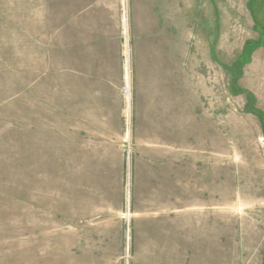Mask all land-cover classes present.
<instances>
[{
	"label": "rangeland",
	"instance_id": "1",
	"mask_svg": "<svg viewBox=\"0 0 264 264\" xmlns=\"http://www.w3.org/2000/svg\"><path fill=\"white\" fill-rule=\"evenodd\" d=\"M263 122L264 0H0V264H264Z\"/></svg>",
	"mask_w": 264,
	"mask_h": 264
},
{
	"label": "crops",
	"instance_id": "2",
	"mask_svg": "<svg viewBox=\"0 0 264 264\" xmlns=\"http://www.w3.org/2000/svg\"><path fill=\"white\" fill-rule=\"evenodd\" d=\"M155 224L153 228L150 222L147 230L135 234L129 264H197V257L202 258L198 264H227L226 233H202L197 245L194 235L165 232L158 222Z\"/></svg>",
	"mask_w": 264,
	"mask_h": 264
},
{
	"label": "trees",
	"instance_id": "3",
	"mask_svg": "<svg viewBox=\"0 0 264 264\" xmlns=\"http://www.w3.org/2000/svg\"><path fill=\"white\" fill-rule=\"evenodd\" d=\"M241 92H243L248 98L252 99V94L250 92H247V91L246 92L245 91H241ZM252 112H255V110H252ZM256 114L257 115H261V113H256Z\"/></svg>",
	"mask_w": 264,
	"mask_h": 264
},
{
	"label": "water",
	"instance_id": "4",
	"mask_svg": "<svg viewBox=\"0 0 264 264\" xmlns=\"http://www.w3.org/2000/svg\"><path fill=\"white\" fill-rule=\"evenodd\" d=\"M263 127H264V122L262 123V132H264Z\"/></svg>",
	"mask_w": 264,
	"mask_h": 264
}]
</instances>
